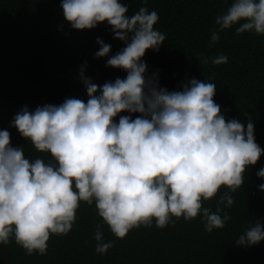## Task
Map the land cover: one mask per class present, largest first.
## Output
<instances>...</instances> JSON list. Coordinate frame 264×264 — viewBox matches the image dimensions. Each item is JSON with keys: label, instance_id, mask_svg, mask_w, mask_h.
Segmentation results:
<instances>
[{"label": "clouds", "instance_id": "obj_1", "mask_svg": "<svg viewBox=\"0 0 264 264\" xmlns=\"http://www.w3.org/2000/svg\"><path fill=\"white\" fill-rule=\"evenodd\" d=\"M60 7L73 30L102 23L111 28L125 46L105 66L124 71L126 78L97 85L84 75L85 63L79 76L86 102L66 98L60 105L24 107L14 115L11 126L48 160L26 158L23 148L11 145L10 133L0 130V245L14 240L29 256L45 255L52 235L71 230L81 202L94 204L102 221L94 233L99 255L114 246L105 241L104 226L116 239L153 223L163 229L198 216L206 232L222 229L231 217L222 216L219 206L213 212L203 204L223 186L227 192L218 205L231 207V194L243 185L246 169L264 154L251 118L246 128L237 119L226 120L212 82L192 78L181 90L169 91L159 86L157 74L146 75L142 58L148 50L158 51L166 38L154 28L156 11L141 7L129 17L120 0H61ZM215 25L212 44L236 25V35L264 36V0H231ZM96 43L94 59L108 57L111 45L99 38ZM227 60L220 54L200 63L218 66ZM257 176L264 179V169ZM262 240L264 225L257 221L237 244Z\"/></svg>", "mask_w": 264, "mask_h": 264}, {"label": "trees", "instance_id": "obj_2", "mask_svg": "<svg viewBox=\"0 0 264 264\" xmlns=\"http://www.w3.org/2000/svg\"><path fill=\"white\" fill-rule=\"evenodd\" d=\"M129 17L141 7L156 11L154 28L165 34L158 51H146V75L157 74L159 86L169 91L195 78L216 85L214 100L226 120L237 119L245 128L248 118L254 124L255 142L264 149V36L253 32L236 35V26L220 32L212 44L215 18L231 0H120ZM61 0H0V130L10 133L11 145L25 150V157L49 159L37 153L11 126L22 108L34 111L44 105H60L66 98L87 101L79 72L102 86L116 78H126L119 69L106 67L107 59L121 51L123 42L113 38L111 28L99 24L91 30H73L65 22ZM111 45L108 57L94 59L97 39ZM227 56V63L201 64L203 57ZM247 114V115H245ZM121 115H129L121 113ZM137 114H131L135 119ZM119 117H117L118 122ZM264 169V154L244 173V183L232 193L231 207L218 205L227 189L203 207L215 212L219 206L231 219L222 229L208 233L201 216L185 222L183 218L158 229L131 230L116 239L104 226L105 241L114 246L106 254L95 252L96 225L102 224L94 204L81 202L76 220L66 235H52L45 255L29 256L14 240L0 245V264H264V240L240 246L238 237L252 223L264 225V191L258 178Z\"/></svg>", "mask_w": 264, "mask_h": 264}]
</instances>
